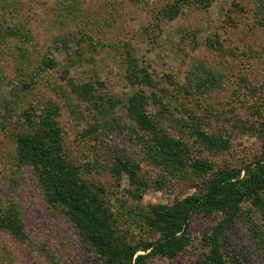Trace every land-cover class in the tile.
<instances>
[{
    "label": "rangeland",
    "instance_id": "1",
    "mask_svg": "<svg viewBox=\"0 0 264 264\" xmlns=\"http://www.w3.org/2000/svg\"><path fill=\"white\" fill-rule=\"evenodd\" d=\"M15 27L23 38L9 34ZM0 30V40H9L0 41V215L16 216L27 236L19 241L1 228L0 264H101L64 210L48 201L32 166L19 162L16 137L26 114L58 108L63 148L83 178L108 190L114 214L136 212L119 220L130 242L158 236L140 219L154 205L202 194L218 169L261 155L264 0H0ZM135 60L152 84L129 78ZM90 82L94 97L86 100L73 83ZM138 88L150 95L148 113L164 114L162 131L184 147L177 175L135 141L146 133L125 103L109 108ZM202 134L222 143L208 144ZM119 158L139 166L137 182L125 171L113 174ZM222 217L196 215L190 245L150 264H202L209 251L203 239ZM223 242L230 263L264 264V215L250 199L238 205Z\"/></svg>",
    "mask_w": 264,
    "mask_h": 264
},
{
    "label": "trees",
    "instance_id": "2",
    "mask_svg": "<svg viewBox=\"0 0 264 264\" xmlns=\"http://www.w3.org/2000/svg\"><path fill=\"white\" fill-rule=\"evenodd\" d=\"M190 1L176 0L177 3ZM208 5L209 3L206 4ZM176 9L171 12L178 14L180 8ZM6 29L10 30L11 26ZM2 34L0 30V38L5 36ZM9 34L13 37L25 36L23 33L19 35L16 27ZM51 60L50 57L45 60L47 67L52 63ZM132 64L135 73L133 72L129 78L134 84L153 83L148 68L139 65L136 60ZM204 82L212 84L213 78H207ZM73 86L84 99L90 100L94 97V83L83 85L73 83ZM198 87L200 89L201 83ZM149 100L150 95L143 88H138L128 96L127 102L115 99L114 102L110 101L109 108L113 109L125 103L128 114L146 133L144 136L136 134L135 141L141 142L144 151L153 161L167 165L169 168L166 170L171 171L172 175H177L184 162L183 158H180L185 152L184 147L180 141L165 134L160 128L163 113H148L146 107L150 103ZM51 108L40 113L26 114V130L16 137L19 162L32 166L48 201L64 210L78 228L82 238L97 254L101 264H150L156 257L175 258L192 242L189 230L192 219L199 214L210 215L214 212L223 213V217L203 239L209 251L201 260L202 264H241L228 261L223 235L235 220L236 209L245 198L250 199L264 215V199L261 196V193H264V115L260 127L259 159L243 167L218 169L210 178L207 191L202 194L188 195L171 205L163 203L154 205L151 215L140 219L143 220L142 226L150 232L155 231L158 236L152 240L130 242L124 239L119 220L124 216L125 220H132V217L137 215L136 212L133 209L119 208L114 214L107 205L110 204L106 199L108 190L83 178L81 168L69 159L63 148L62 129L57 119L58 108L56 106ZM202 139L208 144L222 143L207 134H202ZM114 165L112 168L114 175L120 176L121 172L125 171L132 182L138 181L139 166L134 164L133 160L119 158ZM171 166L178 172L170 170ZM196 166L202 173L208 170L202 163ZM5 227L17 240L26 239L23 226L16 216L4 218L0 215V232L1 228ZM52 264L60 263L53 260Z\"/></svg>",
    "mask_w": 264,
    "mask_h": 264
}]
</instances>
